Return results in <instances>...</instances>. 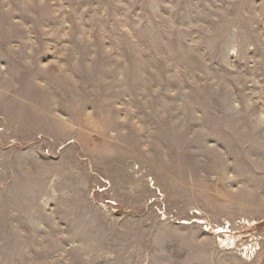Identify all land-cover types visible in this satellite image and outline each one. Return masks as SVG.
Instances as JSON below:
<instances>
[{
  "label": "rangeland",
  "instance_id": "rangeland-1",
  "mask_svg": "<svg viewBox=\"0 0 264 264\" xmlns=\"http://www.w3.org/2000/svg\"><path fill=\"white\" fill-rule=\"evenodd\" d=\"M0 264H264V0H0Z\"/></svg>",
  "mask_w": 264,
  "mask_h": 264
}]
</instances>
